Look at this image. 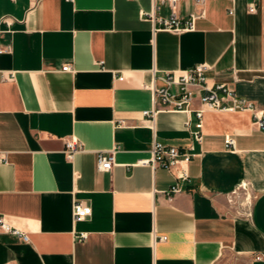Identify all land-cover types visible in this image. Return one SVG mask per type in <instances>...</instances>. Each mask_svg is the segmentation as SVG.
I'll list each match as a JSON object with an SVG mask.
<instances>
[{
	"label": "crops",
	"instance_id": "1",
	"mask_svg": "<svg viewBox=\"0 0 264 264\" xmlns=\"http://www.w3.org/2000/svg\"><path fill=\"white\" fill-rule=\"evenodd\" d=\"M172 12L159 0H0V215L29 237L0 229V264H264V132L252 114L198 94L189 112L143 114L159 77L199 64L209 85L264 112V0L179 1L194 30H160ZM154 142L195 146L189 181L140 164ZM114 149L99 171L98 154ZM241 193L248 209L234 203ZM75 202L92 215L75 222Z\"/></svg>",
	"mask_w": 264,
	"mask_h": 264
},
{
	"label": "built area",
	"instance_id": "2",
	"mask_svg": "<svg viewBox=\"0 0 264 264\" xmlns=\"http://www.w3.org/2000/svg\"><path fill=\"white\" fill-rule=\"evenodd\" d=\"M72 1V0H67ZM162 3H168L173 12L169 18H159L158 24L160 30H169L174 32H185L194 30L196 16L192 14L186 21L180 19L176 13V5L179 1L188 0H159ZM196 4L203 5L205 0H193ZM256 5L252 4L249 7L250 12L256 11ZM4 50H0V53ZM71 65L67 64L63 67V71H70ZM208 66L206 64H199L195 67L185 69L182 71L167 72L165 75L159 77L162 82V87L154 88V108L152 110L144 111V116L155 117L159 112L158 105L164 111H191V103L194 97L198 94L201 105L209 109L221 111H248L252 114L253 124L264 132V112L257 109L253 103L246 99L239 98L236 93L225 84H218L211 86L207 82L206 71ZM122 80V77H120ZM200 91L204 92L199 94ZM224 93L223 97H219L218 93ZM197 117L196 130L192 133L196 143L203 141V115L204 109L195 110ZM227 147H235V141L232 137L226 138ZM115 151H108L107 153H99L97 156V169L99 171H111L115 165ZM78 152V144L75 139H71L66 143V156L68 159H73ZM196 149L191 145L188 149L170 147L159 142H154L152 148V158L143 159L140 161L142 165H152L155 169L162 167L174 172L177 180L189 181V173L187 165L196 156ZM4 160V156L0 155V161ZM183 191L179 183L174 184L165 193L168 197H172ZM73 219L75 222L86 220L92 215L90 206L82 202H75L73 204ZM0 229L6 233L13 234L20 237L24 241H28L29 237L22 231L12 227L3 216L0 215ZM80 239H86V234H81ZM166 238L163 237L162 240ZM262 259L261 256L257 257Z\"/></svg>",
	"mask_w": 264,
	"mask_h": 264
},
{
	"label": "rangeland",
	"instance_id": "3",
	"mask_svg": "<svg viewBox=\"0 0 264 264\" xmlns=\"http://www.w3.org/2000/svg\"><path fill=\"white\" fill-rule=\"evenodd\" d=\"M240 202L242 203V205H245L246 209H248L251 205V197L241 193L240 196H238L237 200L234 201V203L240 205Z\"/></svg>",
	"mask_w": 264,
	"mask_h": 264
}]
</instances>
